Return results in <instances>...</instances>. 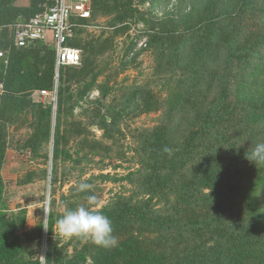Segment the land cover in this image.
Returning a JSON list of instances; mask_svg holds the SVG:
<instances>
[{
    "label": "rangeland",
    "instance_id": "1",
    "mask_svg": "<svg viewBox=\"0 0 264 264\" xmlns=\"http://www.w3.org/2000/svg\"><path fill=\"white\" fill-rule=\"evenodd\" d=\"M48 2L0 0V13L7 12L0 41L9 42L15 22ZM132 2L133 19L97 16L76 26L81 64L54 75L48 95L35 84L18 89L4 73L0 264L264 263V165L242 166L248 147L264 141V42L253 40L264 32V0ZM231 42L248 46L232 56ZM8 45L0 46L6 70L14 48ZM45 46L42 55L51 52ZM34 64L27 58L25 78ZM226 86L231 103L245 106L205 149L197 132ZM211 153L237 157L222 197L201 188L184 195L192 171L200 178L204 154ZM171 166L183 169V188L156 191L153 180ZM80 183L92 187L81 193ZM87 195L97 197L94 210L112 221L116 247L57 234L56 220L66 209L87 207Z\"/></svg>",
    "mask_w": 264,
    "mask_h": 264
},
{
    "label": "trees",
    "instance_id": "2",
    "mask_svg": "<svg viewBox=\"0 0 264 264\" xmlns=\"http://www.w3.org/2000/svg\"><path fill=\"white\" fill-rule=\"evenodd\" d=\"M50 5H51V0H49L47 7ZM91 9H92L91 18L90 19H76L75 20L76 26H79V25L82 26L84 24H87L91 20L95 19L97 16L115 15V20H118V22H126V20L133 19L136 15L135 13H138V10H136L133 6L132 0H91ZM6 14L7 12L0 13V21H3V18H5L4 16ZM24 15H22L24 17H21L18 20L20 19L28 20L37 14L28 16V17L26 14ZM199 30L204 31L203 29H199ZM79 31L80 29L76 27L75 28L76 34H78ZM154 38H157V36H155ZM253 40H257L256 42H264V32H261V33L259 32L257 34V37H254ZM73 41L74 39L71 42L72 47H74ZM8 43L12 45V47H14L11 49L12 59L10 61V65L7 68V70L4 65L0 66V82L4 80V73H5L6 74L5 79H7V82L8 83L10 82L12 85L17 84L18 89L20 90L26 91L30 89L28 87L35 84V86H38L39 89H43L44 91H46L45 88H49L54 82L55 61L53 59H50V53H53L55 57L54 50L51 48L50 53L47 52L45 55H42L41 53H44L45 49L47 48L43 43H37L34 46L30 48H26V49H18L14 45V28H13V34H12L11 40L9 42L6 41V43L5 41L3 42L0 41V46L1 47L6 46L8 48L9 46ZM75 45L85 49L86 51L91 50L90 48L91 45L89 42L87 43L85 41L76 39ZM246 45L248 46V44ZM246 45H240L238 43L231 42L229 46H230V50L232 51V56L240 54L242 50H245L247 48V47H244ZM27 58H31L35 62V64L33 65V68L35 69V73L33 75H30L28 78H25V76L23 75V72H24L25 65L27 64ZM41 66H44L42 71L40 70ZM71 77H68V79ZM228 87L229 86H226L225 88L223 87V89L218 94L215 101H213L214 106H212L210 109L205 110L203 120L201 122V127L198 129V132H197L200 137L202 136L205 149H207L206 144L210 145L212 142L211 141L212 136H213L212 133L216 131V129H218V127L222 125L223 122H225L226 120H229L234 115V112L236 108H238V106L239 107L245 106L242 103H237L238 105L236 106L231 103L230 92L228 91ZM64 93H65L64 88L62 86V89H61L62 99L60 100L62 105H63V97L65 96ZM50 111H51V108L47 109V113H50ZM204 157L205 158H204V162H202L203 163L202 168L199 167V169H201V171H199L201 177L196 179V175L194 171H192L194 176H191L187 180V182H192V183L185 184L184 195L193 196L194 194L192 192L194 190H198V188H201V189H207L212 193L219 192V194H217L216 197L221 198L222 196L220 194V191L222 190V186L224 185V182L226 181L225 179L226 174H229V172L232 170L231 168L237 166V163L235 161L237 160V157L232 155L229 157L230 158L229 159L227 157L226 158L220 157L219 155H215L212 153L204 154ZM243 157L245 159V154ZM244 165L246 166V168H249L248 170L250 171L253 170L250 168H254L255 166L254 164L250 163L246 159L242 166ZM1 166H2V163L0 161V170H1ZM173 166H171L166 171L158 174L157 178L153 180L152 186L156 191L168 190L170 192H174L173 188L175 186H178V187L180 186V188H183L180 185V180L186 177L183 174V169H175V167ZM247 181H249L248 183L250 187V185L252 184L250 181V177H248ZM263 222H264V217H263ZM261 225H262L261 228L263 229V232H264V228H263L264 223H261ZM204 263L207 264V261L206 262L204 261ZM104 264H110V263L106 262Z\"/></svg>",
    "mask_w": 264,
    "mask_h": 264
},
{
    "label": "built area",
    "instance_id": "3",
    "mask_svg": "<svg viewBox=\"0 0 264 264\" xmlns=\"http://www.w3.org/2000/svg\"><path fill=\"white\" fill-rule=\"evenodd\" d=\"M92 15L91 0H51V5L43 12L28 20H18L14 24V45L26 49L37 43L50 46L55 53V77L66 67L81 64V53L71 46L75 38V20L90 19ZM51 39H46V33ZM42 95H48L42 91Z\"/></svg>",
    "mask_w": 264,
    "mask_h": 264
},
{
    "label": "clouds",
    "instance_id": "4",
    "mask_svg": "<svg viewBox=\"0 0 264 264\" xmlns=\"http://www.w3.org/2000/svg\"><path fill=\"white\" fill-rule=\"evenodd\" d=\"M165 152L170 153L171 149L165 147ZM245 159L250 163L264 165V141L257 142L254 146L248 147L245 153ZM88 183H80L77 191L85 193L91 189ZM88 206H79L73 209H66L64 214L56 220L57 234L65 238H83L91 241L98 247L109 249L118 245V237L114 234L112 221L99 211H95L97 197L87 195ZM50 215L48 209H45V226L47 231V217Z\"/></svg>",
    "mask_w": 264,
    "mask_h": 264
}]
</instances>
